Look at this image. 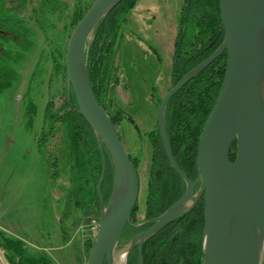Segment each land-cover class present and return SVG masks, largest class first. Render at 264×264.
<instances>
[{
  "label": "rangeland",
  "instance_id": "1",
  "mask_svg": "<svg viewBox=\"0 0 264 264\" xmlns=\"http://www.w3.org/2000/svg\"><path fill=\"white\" fill-rule=\"evenodd\" d=\"M43 1L0 0V17L16 24L17 19H11L15 16L24 22L20 42L0 40L5 53L0 57V235L21 243L26 256H43L52 264H87L90 252H85V246L94 243L97 231L86 221L97 220V216L93 212L85 218L71 200L64 127L56 123L45 149L38 145L47 101L53 100L59 109L67 98L66 81L54 72L47 43L50 32L43 33L36 24L35 12L43 8ZM49 1L50 8L58 7L56 12L43 8L54 26L53 41L65 26L72 30L71 16L77 5L86 10L94 2ZM182 2L139 0L116 40L113 68L117 71L105 104L111 115L121 111L131 116L141 133L127 121L117 127L128 155L139 163L141 210L151 165L148 134L155 130L158 104L171 88ZM60 7L65 11L61 19ZM68 42L66 38L67 46ZM32 103L36 112L29 121ZM127 246L116 249V264H122Z\"/></svg>",
  "mask_w": 264,
  "mask_h": 264
},
{
  "label": "water",
  "instance_id": "2",
  "mask_svg": "<svg viewBox=\"0 0 264 264\" xmlns=\"http://www.w3.org/2000/svg\"><path fill=\"white\" fill-rule=\"evenodd\" d=\"M123 0H95L74 28L68 42L65 75L68 96L94 132L102 154L98 183L101 211L87 264H116L122 233L140 193L139 176L117 128L99 104L88 75V51L94 33ZM224 41L204 62L190 71L163 99L157 124L171 168L185 181L186 193L147 232L127 246L122 264L138 247L143 264L144 243L187 212L204 197L203 264H263L264 262V0H219ZM227 67L216 104L202 130L192 182L174 160L166 131L165 113L171 98L223 52ZM236 143L237 155H230ZM104 150L110 156L114 183L104 205L100 186L105 178ZM198 190L195 192V186ZM91 220L86 224L90 225Z\"/></svg>",
  "mask_w": 264,
  "mask_h": 264
},
{
  "label": "trees",
  "instance_id": "3",
  "mask_svg": "<svg viewBox=\"0 0 264 264\" xmlns=\"http://www.w3.org/2000/svg\"><path fill=\"white\" fill-rule=\"evenodd\" d=\"M95 1V0H94ZM139 0H123L109 16L97 27L88 51V75L92 90L99 104L112 118L113 123L119 126L123 121V112L117 111L111 115L106 108V98L110 89V82L115 77L117 68H113L116 55V40L121 28L127 23L129 13L136 7ZM43 8L56 12L58 7L50 8L49 0H44ZM43 8L35 12L36 24L46 34L54 30L53 24L45 15ZM89 7L84 10L77 5L71 16L69 32L65 26L64 31L57 33L51 39L47 38L51 51L52 61L56 73L65 76V56L67 44L74 28L82 19ZM60 19L64 17V8L60 7ZM17 23H11L8 18L0 17V27L10 29L13 25L24 22L18 17ZM180 28L175 41V51L171 68V87L176 86L190 71L205 61L224 41V28L222 24L219 0H186L180 16ZM59 21V20H58ZM19 29V28H18ZM24 32V31H23ZM46 36V35H45ZM56 39V40H55ZM227 67V53L218 57L210 66L204 69L197 77L186 84L169 102L165 113L166 131L170 148L175 162L185 175L193 182L199 180L197 166V150L202 130L216 104ZM113 69V71H112ZM117 80L115 79V82ZM67 95V92H66ZM54 110V102L47 103L45 124L53 128L59 121L64 127L68 140L70 156V170L73 174L74 187L70 193L75 207L83 212L85 218H90L93 212L100 219V196L98 194V181L103 170L102 154L96 136L77 109L73 93L66 98L60 110ZM35 106L32 103L27 114L33 120ZM130 117V116H129ZM45 129V128H44ZM141 136V133H137ZM48 133L43 130L38 140L42 149L48 138ZM151 148V165L149 180L145 190V217L157 218L163 215L173 204L185 194V181L171 168L166 156L158 126L148 134ZM237 155L236 143L231 150L230 160L234 162ZM106 174L100 186L101 198L107 205L113 190L114 170L110 156L104 150ZM137 172L138 160L130 156ZM198 190V185L195 192ZM140 214L139 201L135 205L131 217L135 224L136 217ZM92 221V220H91ZM203 229L204 207L203 203L193 212H187L171 226L150 238L144 245V264H203ZM127 225L123 231L119 246L127 245L137 233ZM0 244L7 251L11 261L19 259L23 264H52L51 260L41 257L26 256L21 243L14 242L0 235ZM93 241L86 243L85 252L89 253ZM138 254L134 250L130 254L127 264H137ZM106 264V263H105ZM264 264V262H263Z\"/></svg>",
  "mask_w": 264,
  "mask_h": 264
},
{
  "label": "flooded vegetation",
  "instance_id": "4",
  "mask_svg": "<svg viewBox=\"0 0 264 264\" xmlns=\"http://www.w3.org/2000/svg\"><path fill=\"white\" fill-rule=\"evenodd\" d=\"M220 2V1H219ZM185 3H186V0H183V2H182V6H181V9H180V12H179V19H180V16H181V14H182V12H183V9H184V5H185ZM50 7V6H49ZM219 8H220V5H219ZM179 22H180V20H178V26H177V33H178V28H180V25H179ZM223 24V23H222ZM23 25H21V24H17V25H13V27H9L10 29H3L2 27H0V40L1 39H4V41L5 40H12V41H15V42H20L21 41V39L19 38V35L18 34H20V33H23V31H24V28L22 27ZM19 28V29H18ZM224 28V27H223ZM12 30V31H11ZM18 32V33H17ZM177 33H176V37H177ZM11 35V36H10ZM224 35H225V33H224ZM176 37H175V41H176ZM0 43H1V41H0ZM1 46V45H0ZM221 46V45H220ZM219 46V47H220ZM218 49V48H217ZM67 51V50H66ZM174 51H175V42H174V50H173V55H174ZM216 51V50H215ZM214 51V52H215ZM213 52V53H214ZM226 52V51H225ZM225 52H223L222 54H224ZM212 53V54H213ZM227 53V52H226ZM5 53H4V51L1 49V47H0V57L1 56H3ZM211 54V55H212ZM221 54V55H222ZM210 55V56H211ZM220 55V56H221ZM209 56V57H210ZM219 56V57H220ZM208 57V58H209ZM65 58H66V56H65ZM52 60V59H51ZM53 62V61H52ZM172 62H173V57H172ZM172 62H171V68H172ZM204 62V61H203ZM212 64V63H211ZM210 64V65H211ZM53 65H54V63H53ZM209 65V66H210ZM54 72L56 73V71H55V69H54ZM171 72V71H170ZM57 75L59 74H61V73H56ZM171 75V74H170ZM66 76V75H65ZM171 84H172V80H171ZM67 85V84H66ZM175 87V86H174ZM173 87H171L170 88V90L172 89ZM169 90V91H170ZM168 91V92H169ZM67 92V91H66ZM167 92V93H168ZM178 93V92H177ZM176 93V94H177ZM67 95H68V92H67ZM67 95H66V97H67ZM166 96V95H165ZM165 98V97H164ZM163 98V99H164ZM163 99L161 100V102L158 104L159 105V108H158V110L160 109V106H161V104H162V102H163ZM172 99V98H171ZM52 102H54L53 100H51ZM51 101H47V103L48 102H51ZM66 101V100H65ZM34 104V103H33ZM64 104H65V102H64ZM64 104L59 108V109H55V104H54V110L53 111H57V110H60V112H59V114L60 115H63L64 114V112L62 111V108H63V106H64ZM169 105V104H168ZM34 106H35V104H34ZM46 111H47V104H46V108H45V113H44V116H43V126L41 127V129H42V131L43 130H46V132L49 134L48 135V138H47V140L45 141V143H44V145H43V148L45 149V147H46V142L48 141V139L50 138V136H51V132H52V130H53V128H54V126H53V128H50V127H47L46 126V124H45V118H46ZM124 114V113H123ZM123 117H124V121H127V122H129L132 126H133V128H135L136 129V131H137V133H139V131H138V128H137V126H136V124H135V122L132 120V118H131V116L129 117V115L126 113V114H124L123 115ZM112 119V118H111ZM56 123H60L59 121H57ZM55 123V124H56ZM61 124V123H60ZM62 125V124H61ZM157 126H158V124H156ZM116 126V125H115ZM118 126H116V128H117ZM45 128V129H44ZM48 129V130H47ZM42 133V132H41ZM64 134H65V131H64ZM41 136V135H40ZM120 136V135H119ZM40 138V137H39ZM39 138H38V140H39ZM65 139H66V150H67V165H68V171H69V174H70V189H71V191H70V193L72 192V189H73V187H74V179H73V174L71 173V170H70V156H69V151H68V148H67V145H68V140H67V138H66V135H65ZM121 139V138H120ZM148 143H149V140H148ZM38 145H39V143H38ZM42 148V149H43ZM55 162H56V160H54ZM54 161L52 162L53 164H55L54 163ZM176 173V172H175ZM184 173V172H183ZM185 174V173H184ZM102 175V174H101ZM138 176H139V174H138ZM101 178V177H100ZM105 179V178H104ZM100 180V179H99ZM193 182V181H192ZM98 183H99V181H98ZM139 183H140V179H139ZM195 188H196V186H195ZM146 189H147V187H146ZM145 189V190H146ZM97 190H98V188H97ZM185 193H186V191H185ZM139 196H140V193H139ZM184 196V195H183ZM182 196V197H183ZM181 197V198H182ZM139 200V199H138ZM200 203H203V207H204V197H202L199 201H198V203L196 204V206L190 211V212H193L194 210H196V208L200 205ZM174 205V204H173ZM172 205V206H173ZM100 207H101V200H100ZM144 211H145V206H144V208H143V210H141V208H140V213L143 215L142 217L140 216V214H138V216L136 217V220H135V224H133V221H132V217H131V224H128V225H130V226H132L135 230H142V231H140L139 233H137V235L138 234H141V233H144V232H147L149 229H151V227L154 225V223L152 222L153 220H156L157 218H150V219H147L146 217H145V214H144ZM183 216V215H182ZM179 219V218H178ZM178 219H176L175 221H177ZM88 220V219H87ZM175 221H173L172 223H170V224H168L167 226H165L163 229H161L159 232H157L156 234H158V233H160L161 231H163V230H165L166 228H168L169 226H171ZM92 222V221H91ZM91 224V223H90ZM204 224H205V209H204ZM125 230V229H124ZM203 231H204V229H203ZM123 234V233H122ZM155 234V235H156ZM136 235V236H137ZM155 235H153V236H155ZM135 236V237H136ZM152 236V237H153ZM122 237V236H121ZM152 237H150V238H152ZM149 238V239H150ZM133 239V238H132ZM148 239V240H149ZM147 240V241H148ZM146 241V242H147ZM145 242V243H146ZM145 243H144V245H145ZM144 245H143V247H142V256H143V249H144ZM134 250H137V254H138V263H139V251H138V247L136 246V247H134L132 250H131V252H130V254H132L133 252H134ZM130 254H129V256H130ZM129 256H128V258H129ZM127 261H128V259H127ZM137 263V264H138ZM143 264H144V257H143Z\"/></svg>",
  "mask_w": 264,
  "mask_h": 264
},
{
  "label": "built area",
  "instance_id": "5",
  "mask_svg": "<svg viewBox=\"0 0 264 264\" xmlns=\"http://www.w3.org/2000/svg\"><path fill=\"white\" fill-rule=\"evenodd\" d=\"M98 224L99 222L97 220H92L90 226L91 229L93 231H97ZM0 264H23V263H21L19 259H16L15 261H11L7 251L0 244Z\"/></svg>",
  "mask_w": 264,
  "mask_h": 264
},
{
  "label": "bare ground",
  "instance_id": "6",
  "mask_svg": "<svg viewBox=\"0 0 264 264\" xmlns=\"http://www.w3.org/2000/svg\"><path fill=\"white\" fill-rule=\"evenodd\" d=\"M124 255V254H123Z\"/></svg>",
  "mask_w": 264,
  "mask_h": 264
}]
</instances>
